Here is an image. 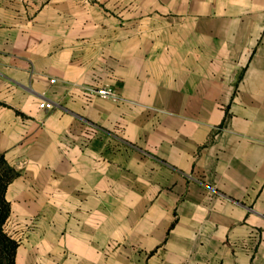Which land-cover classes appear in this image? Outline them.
<instances>
[{
  "label": "crops",
  "instance_id": "obj_1",
  "mask_svg": "<svg viewBox=\"0 0 264 264\" xmlns=\"http://www.w3.org/2000/svg\"><path fill=\"white\" fill-rule=\"evenodd\" d=\"M0 152L15 264H264V0H0Z\"/></svg>",
  "mask_w": 264,
  "mask_h": 264
},
{
  "label": "trees",
  "instance_id": "obj_2",
  "mask_svg": "<svg viewBox=\"0 0 264 264\" xmlns=\"http://www.w3.org/2000/svg\"><path fill=\"white\" fill-rule=\"evenodd\" d=\"M17 174L18 171L0 152V264H15L16 251L19 246V241L6 228L11 213V203L6 198V191Z\"/></svg>",
  "mask_w": 264,
  "mask_h": 264
},
{
  "label": "built area",
  "instance_id": "obj_3",
  "mask_svg": "<svg viewBox=\"0 0 264 264\" xmlns=\"http://www.w3.org/2000/svg\"><path fill=\"white\" fill-rule=\"evenodd\" d=\"M94 93H96V94H98L100 96L106 97V98H111L113 100H119L120 99V97L115 92V90H113L112 88H110L108 86H105V87H102V88H98V89L94 90ZM40 106L42 108L49 109V108H52L53 104L50 101L42 100L41 103H40Z\"/></svg>",
  "mask_w": 264,
  "mask_h": 264
},
{
  "label": "rangeland",
  "instance_id": "obj_4",
  "mask_svg": "<svg viewBox=\"0 0 264 264\" xmlns=\"http://www.w3.org/2000/svg\"><path fill=\"white\" fill-rule=\"evenodd\" d=\"M7 228V227H6ZM8 230V229H7Z\"/></svg>",
  "mask_w": 264,
  "mask_h": 264
}]
</instances>
